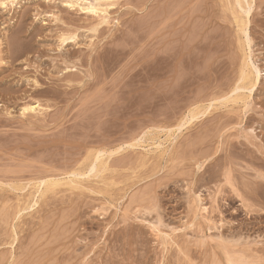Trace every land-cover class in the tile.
<instances>
[{
  "label": "rangeland",
  "instance_id": "rangeland-1",
  "mask_svg": "<svg viewBox=\"0 0 264 264\" xmlns=\"http://www.w3.org/2000/svg\"><path fill=\"white\" fill-rule=\"evenodd\" d=\"M63 1L0 25V264H264V0Z\"/></svg>",
  "mask_w": 264,
  "mask_h": 264
},
{
  "label": "bare ground",
  "instance_id": "bare-ground-1",
  "mask_svg": "<svg viewBox=\"0 0 264 264\" xmlns=\"http://www.w3.org/2000/svg\"><path fill=\"white\" fill-rule=\"evenodd\" d=\"M101 1H103V0H66L65 2L63 1V3H62V7L67 11V12H69V13H71V11H74V13L75 12H80V13H82V14H89V13H92V14H95L96 16H94V17H92L91 18V20L92 21H96L97 23L96 24H93L92 23V25H91V27H90V30H93V31H99V28L100 27H102V26H104V25H106V24H108V9L105 7V6H102V4L100 3ZM240 2L238 3V4H240V6H244V8H243V10H242V12L243 11H245V12H243V13H245L244 14V17H240L239 19H238V17H237V21H238V23H239V26H240V28H241V31L245 34V37H247V40H246V38H245V43H246V45H249L248 47L251 49V44H252V39L250 38L249 39V36H248V24H249V14L250 13H252L251 12V9L253 10V4H254V0H251V2L248 4V7H246L247 6V4H246V0H239ZM22 2V0H0V25H3V26H8V25H11V24H13V26L15 25V23H17L18 21L17 20H15V18H16V14H17V9L19 8V5H20V3ZM37 3H38V1H37ZM248 3V2H247ZM61 5V4H60ZM246 5V6H245ZM32 7V6H31ZM32 9V8H31ZM37 9H38V7H37ZM64 10V11H65ZM17 11V12H16ZM22 11V10H21ZM39 11V10H38ZM23 12V11H22ZM25 12H27V11H25ZM24 12V13H25ZM258 13V12H257ZM41 15V14H40ZM77 15V14H76ZM257 15V14H256ZM20 16V15H19ZM18 16V17H19ZM28 16H29V13L27 12V13H25L24 14V16H23V20H25L26 18H28ZM236 17V16H235ZM257 17V16H256ZM36 18L38 19V20H41V18H38L37 16H36ZM55 19H57V18H55ZM54 19V20H55ZM58 20H60L61 21V18L60 19H58ZM236 20V19H235ZM57 21V20H56ZM236 21V22H237ZM41 22H42V20H41ZM44 22V21H43ZM55 22V21H54ZM46 25V24H45ZM62 25V24H61ZM66 25V24H65ZM28 26V25H27ZM39 26V25H38ZM60 26V25H59ZM58 26V27H59ZM38 29V28H37ZM59 29V28H58ZM62 29V28H61ZM10 30V29H9ZM60 30V29H59ZM8 31V30H7ZM102 31V30H101ZM188 31V30H187ZM4 32V31H3ZM63 33H64V31H63ZM12 34V33H11ZM26 34V32H24L23 30H18L15 34H14V41H12V45H13V42L15 43V44H17V42H22V37H24V35ZM40 35V34H39ZM56 35V34H55ZM61 36H60V38H59V36H58V38L61 40L60 42H61V45H62V47L64 46V47H68L70 44H72L73 43V38L74 37H68L67 35H63L62 33L60 34ZM6 36V35H5ZM26 36V35H25ZM28 37V36H27ZM4 39H5V41H4ZM75 39V38H74ZM33 41V40H32ZM36 41V40H35ZM34 43V42H33ZM105 43V42H104ZM11 44V43H10ZM21 44V46L23 45V43H20ZM20 44H17V45H14V47L16 46V47H18V46H20ZM106 44V43H105ZM43 45V44H42ZM45 45V44H44ZM104 45V44H103ZM6 46H8L7 45V41H6V38L5 37H3L1 34H0V74L1 73H3V72H6L7 71V66H8V62H6L5 61V59H6V51H5V48H6ZM20 46V47H21ZM50 46V45H49ZM15 47V48H16ZM60 48V47H59ZM106 48V47H105ZM246 48V47H245ZM104 49V48H103ZM62 50V49H61ZM52 51V50H51ZM58 51V50H57ZM60 52V51H59ZM57 54V53H56ZM41 55V54H40ZM79 56V55H78ZM162 56V55H161ZM247 56V55H246ZM47 57V56H46ZM64 57V56H63ZM34 58V57H33ZM248 58V57H247ZM40 59V58H39ZM55 59V58H54ZM49 60H50V58H49ZM249 60V59H248ZM47 61V60H46ZM31 62V61H30ZM39 62V61H38ZM3 65H4V67H3ZM20 65V64H19ZM20 68V67H19ZM35 68V67H34ZM10 72V71H9ZM15 72V71H14ZM53 73V72H52ZM74 73V72H73ZM66 74V73H65ZM5 75V74H4ZM71 75V74H70ZM261 76H262V73L260 72V70L252 63V61H251V63L250 64H245L244 65V67H243V69H242V77H241V79H240V81H239V83H241L240 85H238L235 89H234V91L233 92H235L234 94H236L237 93V91L239 90H243V89H247V91H249V92H254V90H256V89H258L259 87H260V85H261ZM75 78V77H74ZM69 79V78H68ZM46 80V79H45ZM41 82V81H40ZM40 85V84H39ZM54 85V84H53ZM67 85V84H66ZM11 86V85H10ZM37 86V85H36ZM42 86V85H41ZM40 87V86H39ZM1 90V89H0ZM18 90H19V87H18ZM17 90V91H18ZM14 91V90H13ZM16 91V90H15ZM20 92V91H19ZM18 93V92H17ZM39 93V92H38ZM37 93V94H38ZM231 93V92H230ZM36 94V95H37ZM239 95V94H238ZM246 94H244V96L242 97V96H240V97H242L243 98V100H244V102H245V100L248 98V96H247V98H246V96H245ZM34 96V95H33ZM251 96V95H250ZM250 96H249V98H250ZM238 98L239 100H241L242 98ZM13 98V97H12ZM237 98L236 99H234L235 101H237ZM28 99H29V97H28ZM32 99V98H31ZM233 99V98H232ZM231 99V101H234V100H232ZM252 99V98H251ZM261 99V98H260ZM23 100V99H22ZM242 100V101H243ZM248 100V99H247ZM216 101V100H215ZM218 101V100H217ZM229 101V100H228ZM20 102V101H19ZM226 102V101H225ZM238 102V101H237ZM247 102V101H246ZM245 102V103H246ZM11 103V102H10ZM19 104V103H18ZM28 106V105H27ZM245 106H246V108H248V104H245ZM29 107V106H28ZM36 107V106H35ZM35 107L34 108H30L29 107V109H31L32 111H34V110H36L35 109ZM28 109V108H27ZM28 109V110H29ZM38 109V108H37ZM30 110V111H31ZM247 110V109H246ZM36 111H38V110H36ZM26 112V111H25ZM248 112V111H247ZM246 111H245V115H246V113H247ZM27 113V112H26ZM36 113V112H35ZM257 114V113H256ZM4 118V117H3ZM10 121V120H9ZM185 121V120H184ZM253 132V131H252ZM251 132V133H252ZM262 132V131H261ZM253 134H254V132H253ZM255 135V134H254ZM255 137V136H254ZM259 138V137H258ZM253 139V138H252ZM106 141V140H105ZM210 144V143H209ZM256 145V144H255ZM259 146V145H258ZM257 146V147H258ZM107 148V147H106ZM262 148V147H261ZM231 149V148H230ZM233 150V149H232ZM258 150V149H257ZM260 150V149H259ZM106 151V150H105ZM262 151V150H261ZM99 152V151H98ZM183 153V152H182ZM117 155V154H116ZM103 156V155H102ZM126 156V155H125ZM205 157V156H204ZM241 157V156H240ZM98 158V157H97ZM97 158H95V159H97ZM103 158V157H102ZM181 158V157H180ZM236 158V157H235ZM100 159V158H99ZM120 159V158H119ZM130 159V158H129ZM98 160V159H97ZM121 160V159H120ZM95 162V161H94ZM114 162V160L112 161V163ZM260 162V161H259ZM107 163V162H106ZM130 164V163H129ZM116 165V164H115ZM238 165V164H237ZM261 165V164H260ZM263 165V164H262ZM105 166V165H104ZM111 166V165H110ZM230 166V165H229ZM239 166V165H238ZM237 166V167H238ZM99 167V166H98ZM192 167V166H191ZM103 168H105V167H103ZM184 168V167H183ZM232 168V167H231ZM72 169V168H71ZM93 169H95V168H93ZM230 169V168H229ZM39 170V169H38ZM188 170V169H187ZM91 172V171H90ZM190 172V171H189ZM101 173V172H100ZM71 174H73V172L71 173ZM229 174V173H228ZM261 174H263V173H261ZM56 175V174H55ZM58 175V174H57ZM79 175V174H78ZM98 175V174H97ZM181 175V174H180ZM184 175V174H183ZM73 176V175H72ZM264 176V175H263ZM263 176H261V177H263ZM258 178H259V176H257ZM260 177V178H261ZM56 178V177H55ZM74 178V177H73ZM227 178V177H226ZM243 179V178H242ZM263 179H264V177H263ZM82 180V179H81ZM239 180V179H238ZM261 180V179H260ZM44 181V180H43ZM205 181V180H204ZM248 181V180H247ZM262 182H263V180H261ZM51 182V181H50ZM188 182V181H187ZM227 182V181H226ZM261 182V183H262ZM49 183V182H48ZM42 184V183H41ZM47 184V183H46ZM54 185H58V183H57V180H56V182L55 183H53ZM52 184V185H53ZM208 184V183H207ZM228 184H229V181H228ZM37 185V184H36ZM50 185V184H49ZM70 185H71V182H70ZM70 185H68V186H70ZM166 185V184H165ZM188 185V184H187ZM234 185V184H233ZM252 185V184H251ZM257 185V184H256ZM230 186V185H229ZM259 186H260V184H259ZM72 187V186H71ZM203 187V186H202ZM261 187H263V186H261ZM12 188V187H11ZM75 188V187H74ZM249 188V187H248ZM255 188V187H254ZM259 187H257V189H258ZM14 189H18V188H14ZM41 189V188H40ZM251 189V188H250ZM256 189V188H255ZM254 189V190H255ZM198 190V189H197ZM236 190H238V189H236ZM262 190V189H261ZM146 191V190H145ZM151 192V191H150ZM253 192V191H252ZM237 193H238V191H237ZM256 193L257 194H259V191L257 190L256 191ZM261 193V192H260ZM144 194V193H143ZM152 194V193H151ZM252 194V193H251ZM263 195V194H262ZM141 196V195H140ZM197 196V195H196ZM141 200V199H140ZM143 200V199H142ZM146 200V199H145ZM86 201V200H85ZM52 202V201H51ZM76 202H78L77 200H76ZM145 203V202H144ZM158 204H160V203H158ZM155 205V204H154ZM200 205V204H199ZM5 207V206H4ZM199 208V207H198ZM158 211V210H157ZM1 214V213H0ZM139 214V213H138ZM151 215V214H150ZM19 216V215H18ZM140 216H141V214H140ZM63 217V216H62ZM163 217V216H162ZM161 217V218H162ZM7 218V217H6ZM68 218V217H67ZM160 218V217H159ZM9 220V219H8ZM59 220V219H58ZM57 220V221H58ZM160 221V220H159ZM158 221V222H159ZM66 222V221H65ZM154 223V222H153ZM209 223V222H208ZM56 224V223H55ZM155 224V223H154ZM156 224H158V223H156ZM51 226V225H50ZM63 227V226H62ZM40 228V227H39ZM46 228V227H45ZM211 228V227H210ZM48 229V228H47ZM57 231V230H56ZM37 233V232H36ZM29 234V233H28ZM164 234V233H163ZM2 235V234H1ZM36 235V234H35ZM43 235V234H42ZM51 235V234H50ZM30 236V235H29ZM48 236V235H47ZM33 237H34V234H33ZM45 237V236H44ZM58 237V236H57ZM52 238V237H51ZM22 240V239H21ZM50 241V240H49ZM59 241V240H58ZM15 242V241H14ZM26 242H27V240H26ZM34 242V241H33ZM42 243V242H41ZM47 243V242H46ZM49 243V242H48ZM33 245V244H32ZM31 245V246H32ZM46 245V244H45ZM220 245V244H219ZM12 246H13V244H12ZM49 247H50V245H48ZM20 247H22V246H20ZM41 247V246H40ZM42 249V248H41ZM59 249V248H58ZM27 250V249H26ZM31 250V249H30ZM47 251V250H46ZM56 251V250H55ZM59 251V250H58ZM25 253V252H24ZM23 253V254H24ZM37 253V252H36ZM66 253V252H65ZM47 254V253H46ZM53 254V253H52ZM56 254V253H55ZM3 255V254H2ZM1 255V256H2ZM4 256V255H3ZM17 257V256H16ZM70 257V256H69ZM5 258V257H4ZM7 258H8V256H7ZM18 258V257H17ZM37 258V257H36ZM39 258V257H38ZM73 258V257H72ZM3 259V258H2ZM62 259V258H61ZM24 260V259H23ZM31 260V259H30ZM53 260V259H52ZM237 260V259H236ZM21 261V260H20ZM37 261V260H36ZM3 262V261H2ZM1 262V263H2ZM73 262V261H72ZM231 262V261H230ZM17 263V262H16ZM26 262H24V264H25ZM33 263V262H32ZM234 263V262H233ZM65 264V263H64Z\"/></svg>",
  "mask_w": 264,
  "mask_h": 264
}]
</instances>
